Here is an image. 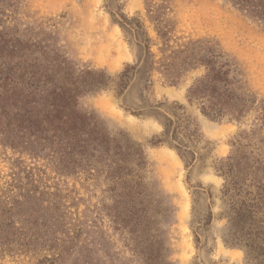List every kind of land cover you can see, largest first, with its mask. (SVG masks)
Listing matches in <instances>:
<instances>
[{
    "label": "rangeland",
    "instance_id": "rangeland-1",
    "mask_svg": "<svg viewBox=\"0 0 264 264\" xmlns=\"http://www.w3.org/2000/svg\"><path fill=\"white\" fill-rule=\"evenodd\" d=\"M160 7L168 8L176 37L218 45L264 100V27L225 0H0V73L17 62L11 47L19 41L29 59L52 50L74 71L116 77L133 65L136 50L113 18H139L154 41L147 11ZM201 74L188 72L173 86L160 72L151 75L153 98L163 114H184L194 132L184 140L195 153L187 165L166 143L155 144L162 139L157 120L132 115L141 82L131 83L123 101L111 91L78 98L80 110L93 114L108 132L124 133L147 157V213L139 227L124 220L125 214L122 221L114 217L118 197L109 191L105 175L59 171L47 150L38 153L30 144L11 147L0 128V264H146L156 227L167 262L246 264L244 250L232 243L219 169L238 137L264 154V130L242 136L250 131L251 119L238 125L202 116L187 99V89Z\"/></svg>",
    "mask_w": 264,
    "mask_h": 264
},
{
    "label": "trees",
    "instance_id": "trees-1",
    "mask_svg": "<svg viewBox=\"0 0 264 264\" xmlns=\"http://www.w3.org/2000/svg\"><path fill=\"white\" fill-rule=\"evenodd\" d=\"M225 1L264 27V0ZM147 13L154 41L139 18L124 14L113 18L126 43L136 50L133 65L116 77L90 70L74 71L66 58L52 50H42L39 58L29 59L22 53L28 49L19 41L11 47L17 52V62L0 73V128L6 132L10 146L30 144L41 154L47 150L59 171L81 169L89 177L105 175L109 191L118 197L114 217L120 221L125 214L124 220L133 227H139L141 219L146 218L147 157L142 147L124 133L108 132L93 114L80 110V95L111 91L123 101V93L131 83L141 82L139 104L132 115L157 120L162 139L155 144L166 143L185 165L195 159V153L184 142L194 132L188 130L184 114L179 116L173 111L170 118L160 110L162 105L153 98L154 72L163 74L166 83L173 86L188 72L202 70L187 89L188 101L202 116L238 125L251 119L250 131L241 132L242 136L264 130V100L249 89L240 65L209 41L176 37L168 8ZM219 170L224 178L221 195L228 206L226 218L232 243L244 250L246 264H264V154L254 145H244L243 137H238ZM159 211L155 207L156 215ZM166 251L156 227L145 263L172 264L166 261Z\"/></svg>",
    "mask_w": 264,
    "mask_h": 264
}]
</instances>
